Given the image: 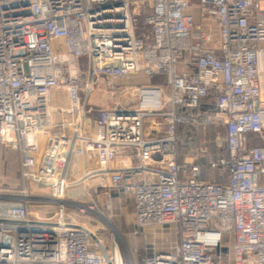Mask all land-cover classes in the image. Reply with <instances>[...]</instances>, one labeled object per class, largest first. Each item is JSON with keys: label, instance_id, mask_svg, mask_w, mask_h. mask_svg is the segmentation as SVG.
<instances>
[{"label": "built area", "instance_id": "1", "mask_svg": "<svg viewBox=\"0 0 264 264\" xmlns=\"http://www.w3.org/2000/svg\"><path fill=\"white\" fill-rule=\"evenodd\" d=\"M262 2L0 0V152L16 151L21 181L19 189L0 187V264H132L114 235L106 248L63 215L35 220L32 206L44 199L26 182L59 197L66 161L56 165V157L75 142L85 163L107 176L106 201L109 192L123 194L137 229L167 227L177 236L170 250L139 264H264V143H256L264 140ZM59 54L75 60L70 81L55 75ZM138 74L164 78L169 109L156 113L159 96L140 86L137 110L100 109L85 122L95 77L114 90ZM56 115L72 120L58 123ZM68 125L69 134L61 130ZM208 125L225 146L206 164L228 173L225 186L199 178L196 161L208 155L197 132ZM188 141L189 160H181ZM126 153L137 163L116 168Z\"/></svg>", "mask_w": 264, "mask_h": 264}, {"label": "rangeland", "instance_id": "2", "mask_svg": "<svg viewBox=\"0 0 264 264\" xmlns=\"http://www.w3.org/2000/svg\"><path fill=\"white\" fill-rule=\"evenodd\" d=\"M261 5L264 8V2ZM134 29L136 36L141 38L142 27L134 26ZM62 51L61 47L57 49V53ZM188 58L189 52H184L181 63L187 61ZM86 60V56H81L78 59L82 71L87 69ZM74 63V59H70L63 54H59L54 59V71L59 81L67 82L73 78ZM181 67L183 66L180 65L178 70ZM102 78L101 76L94 78V84L88 100V114L93 118L101 108L110 111L115 110V103L119 100V92L105 89L103 86L105 85L103 84L104 82L102 83L101 80H98ZM151 82L165 90L168 89L163 77L160 80L158 77H154ZM262 97L264 98V91L262 92ZM137 101L138 96H133L130 105L136 104ZM214 130V126L208 125L199 131L200 138L205 140L208 154V156L203 158L205 161L210 158L209 156L220 154L224 150V142L217 137ZM189 143L188 141L184 142V145H180L182 159L185 158L189 151ZM256 143H264V140H257ZM17 163L18 155L13 147L3 146L0 152V184L6 190L19 189L21 186ZM201 177L205 180L220 181L221 183H227L228 181L227 175L211 167L206 168L202 172ZM64 181L66 184L63 186L59 197H55L52 194L48 185H34V183L32 184L29 181L26 182V187L32 196H42L44 198L43 208L49 206L50 212L55 217L63 215L71 222L80 223L99 235L105 242L109 241L111 236L114 235L121 253L127 255L131 259L132 264H139V259L144 255L170 250L175 243V235L167 227L137 229L134 224V218L131 216L128 202H125L123 197H119V194L109 192L110 201H105L104 195L107 193L105 179L92 164L82 166L79 160L76 161L74 159L66 169ZM43 186L46 187L41 190ZM60 198L62 199L61 203L59 202ZM49 199H55L57 202L48 201ZM39 208L34 207L33 212L39 211ZM225 240L227 241L228 238H225Z\"/></svg>", "mask_w": 264, "mask_h": 264}, {"label": "crops", "instance_id": "3", "mask_svg": "<svg viewBox=\"0 0 264 264\" xmlns=\"http://www.w3.org/2000/svg\"><path fill=\"white\" fill-rule=\"evenodd\" d=\"M191 13L194 16L195 22L199 23L200 16H199V13H198L197 9L193 8L191 10ZM213 38L217 39V35L214 34ZM98 80H101L102 83L104 82L103 78L102 79H98ZM93 84H94V80H93L92 86H93ZM103 86L106 89L105 85H103ZM140 86H143L144 88H147V90H149V91H155L156 95L159 96L160 108L158 110H155L156 113L158 112L159 114H162L167 109H169V90L168 89L165 90L162 87L157 86V84L152 83L151 79H148L143 74H138V75L129 76V77H123V78H121L118 81V83L116 85V88L113 90V91L119 92V94H120L119 95V100L116 101V103H115L116 106L114 105L115 109L121 110V111H135V110H137L139 108V88H140ZM113 91H111V92H113ZM135 95L138 96V101H137L136 104L131 106L130 105L132 103L131 100H132L133 96H135ZM89 98H90V96H89ZM122 98H128V103L126 105L121 103ZM101 109H104V108H101ZM96 116L93 118V117H91L88 114L87 117H86V121L85 122L87 124L92 125L94 119L96 118ZM71 120H72V118L70 116H67V115H56L55 116V121L58 122V123L59 122L69 123ZM157 120H158V122L162 123L163 120H164V117L162 115H159ZM61 130L64 133H68L69 134L71 132V126L68 125V126H66L64 128H61ZM214 131L216 132V130H214ZM197 139H198L197 141L199 142L201 151L204 152L206 155H208L207 154V150H206L205 140L203 138H200L199 132H197ZM179 149H180V159L183 160L184 158L183 159L181 158V155H182L181 148H179ZM188 154L189 153L186 154L185 158H187ZM74 159L76 161L79 160V162L82 163V166L86 165L85 161H84V156H83L82 144L79 143V142H75L71 150H69V147L63 146L60 149V151H59V153H58V155L56 157V165H59V164H61V162L66 161L65 169L61 170L59 168V170H61V174H63L62 176H63L64 179L66 177V169L68 168L69 165H71V163L73 162ZM187 160H189V159L187 158ZM137 161H138V158H137L136 155L130 154V153H126L123 156L117 157L115 162H114V165H115L116 168L133 166V165H135L137 163ZM196 163L199 164L200 167H201V166H204V164H206V161L202 158V159L197 160ZM17 169H18V163H17ZM85 170H87V169H85ZM104 179H105V182L107 183V180H108L107 176L104 177ZM33 183H34V185H38V183L32 182V184ZM225 184H228V181ZM0 187H2L1 184H0ZM45 187L46 186H43V188L41 187L42 188L41 190H44ZM118 196L119 197H123L125 202H128V204L130 206V211H131L130 213H131V216H132V210H133L132 201L128 197L123 195V194H119ZM33 197L44 199L42 196H33ZM48 201L57 202V200H55V199H49ZM59 202H60V200H59ZM39 205H41V206H39ZM34 207H36V208L40 207L39 211H36V212L34 211L35 214H36L35 220L40 221V222H52V221L55 220L56 217H55V215H52V213L50 212L49 206H47V208H43L44 207L43 201L40 202V203H35L32 206V208H34ZM66 221L68 223H70V224H76L78 226H81V227H84V228L88 229L89 231H91L93 236L96 235V237H98L103 242L105 247L107 248L108 241L105 242L99 235H97L94 232H92V230H90L89 228L81 225L80 223L71 222V221L68 220V218H66ZM225 238H228V237H226V236L223 237L222 241H223L224 244H228L230 242V238H228L227 241L225 240ZM175 240H177V236H175Z\"/></svg>", "mask_w": 264, "mask_h": 264}, {"label": "trees", "instance_id": "4", "mask_svg": "<svg viewBox=\"0 0 264 264\" xmlns=\"http://www.w3.org/2000/svg\"><path fill=\"white\" fill-rule=\"evenodd\" d=\"M206 168H209V166L206 165V164H204V166H201V167H200V173H199V178H200V179H204V178L201 177V174H202V172L205 171ZM211 168H212V167H211ZM213 169L218 170L217 168H213ZM218 171H219V170H218ZM223 174H225V175L228 176V173H223ZM213 182H215V183H217V184H220V185H223V186L227 185V184H225V183H221L220 181H219V182H218V181H213Z\"/></svg>", "mask_w": 264, "mask_h": 264}, {"label": "bare ground", "instance_id": "5", "mask_svg": "<svg viewBox=\"0 0 264 264\" xmlns=\"http://www.w3.org/2000/svg\"><path fill=\"white\" fill-rule=\"evenodd\" d=\"M62 175H63V174H62ZM62 175H61L60 190L58 191L59 194H60V192L62 191L63 186L66 184ZM104 198H105V201L108 199L107 196H105ZM60 202H62V199H61V198H60ZM85 207H86V206H85ZM90 232H91V231H90Z\"/></svg>", "mask_w": 264, "mask_h": 264}, {"label": "water", "instance_id": "6", "mask_svg": "<svg viewBox=\"0 0 264 264\" xmlns=\"http://www.w3.org/2000/svg\"><path fill=\"white\" fill-rule=\"evenodd\" d=\"M121 103L126 105L128 103V98H122ZM90 236L93 240H96V238L93 236V234H90Z\"/></svg>", "mask_w": 264, "mask_h": 264}]
</instances>
